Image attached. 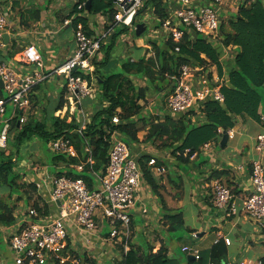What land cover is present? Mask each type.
I'll list each match as a JSON object with an SVG mask.
<instances>
[{"label": "trees", "instance_id": "1", "mask_svg": "<svg viewBox=\"0 0 264 264\" xmlns=\"http://www.w3.org/2000/svg\"><path fill=\"white\" fill-rule=\"evenodd\" d=\"M88 1H90V10L86 11ZM80 5L82 8L78 9ZM145 6L156 19L163 20L167 17L168 5L164 0H148ZM74 10L86 11L93 16L102 14L108 23L113 20V0H78ZM78 22H81L86 29L87 21L81 17H76L72 21V26L76 27ZM228 25L230 30L226 31L221 24L220 43L224 47L234 45L237 51L227 75L228 84L220 89L224 97L223 104L209 100L199 104L196 112L191 110L177 118L172 114L150 117L141 103L147 99L150 91L161 94L165 101L168 89L172 88L180 78L179 70L183 65L202 66L204 69L215 65L221 75L220 51L204 36L196 32H185L180 43L175 44L172 40H167L157 44L152 41L153 43L148 44L151 46V56H139L133 61L128 58L118 67L116 64H110L109 61L115 41L127 30L121 28L116 29L109 38V44L102 47V59L93 60L94 71L90 75L73 73L80 75L89 85L94 77L100 93L98 99L94 98L97 103L95 110L81 133L77 131L79 125L74 120L68 122L67 116L55 115L67 104L66 87L60 90L56 104L47 118L37 121L30 117L23 124H19L20 113L13 117L10 124L14 138L11 140L9 137L10 150L8 154H5L4 149L0 150V240H3L2 229L13 227L18 222L15 217L16 207L9 203L11 197L21 193L28 195L36 190L33 183L18 182L21 179L19 166L23 163L20 149L35 139L48 148L52 140L62 136L68 138L77 151V157L54 154L48 149L53 155L50 159L47 157L46 164L52 166L56 176L81 178L89 189H92L93 173L105 172L110 133L114 131L120 134L122 140L131 149L134 144L140 142L138 133L144 130L145 142H158V147L169 150L177 161L186 164L192 156L200 154L201 147L205 143L216 141L217 144L222 136L220 131L228 132L233 129L237 116L248 117L264 126L259 113L261 109V114L264 115V0L253 2L244 0L239 3L238 10L229 19ZM176 46L179 47V53L174 51ZM133 78L144 81L146 85L144 87L135 85ZM3 96L0 90V97ZM114 116L119 118L120 122L117 125L112 123ZM192 117H196L195 121H192ZM150 158L148 155H142L137 161L144 179L156 193L157 181L147 166ZM88 159H91L92 164L87 162ZM78 165H82L80 172L74 168ZM36 167L38 166L33 164L31 170L36 172ZM57 167L61 168L57 169ZM222 174L224 175L225 172L212 171L209 178L217 179ZM3 187L5 189H2ZM6 190L10 192L7 199H4L2 193ZM18 197L21 199V196ZM32 205L39 208L38 198ZM165 220L168 223V232L184 224L181 212L168 214ZM131 229L133 232V222ZM141 239L143 236L139 235L138 239H135L136 244L129 243V250L123 256L122 264H174L164 245L153 252V243H148L145 239L140 241ZM227 253L225 241L220 239L209 250L201 252L197 260H185V264H223L227 260ZM5 255L6 259L10 257L8 250H5ZM83 261L96 264L94 260L88 258ZM262 261L264 262V259Z\"/></svg>", "mask_w": 264, "mask_h": 264}, {"label": "built area", "instance_id": "2", "mask_svg": "<svg viewBox=\"0 0 264 264\" xmlns=\"http://www.w3.org/2000/svg\"><path fill=\"white\" fill-rule=\"evenodd\" d=\"M148 0H113V20L106 22L102 31L91 35L83 30L80 24L74 29L75 50L73 55L61 65L50 71L44 70L42 58L34 47L24 51V62L33 65V69L22 72L17 71L8 63H0V80L6 96L0 97V116L6 112L8 105L15 110L19 109L18 123L26 121L25 112L31 102V94L35 87L43 81L55 76H62L66 86V106L55 115L67 116L68 121L74 120L79 133L90 121V114L82 106L85 98H94L95 90L80 75H90L94 71L93 60H97L101 49L118 28L127 31L135 30L138 16L148 8ZM253 2L255 0H248ZM167 17L158 20L160 27L166 35V41L172 40L178 44L182 41L185 32H196L204 36L214 46H219L229 60L235 55L231 47H224L219 35L221 21L220 7L222 0H212L208 4H195L194 0H166ZM82 5L78 7L81 9ZM71 20H65L64 25H71ZM107 25V28H106ZM7 26L6 10L0 8V48L4 46V33ZM179 53V47L174 49ZM231 53V55L229 54ZM98 61V60H97ZM220 61V59H219ZM216 66L207 68L202 66H181L180 78L168 91L165 105L169 114L179 117L191 110L197 111L198 105L209 100L223 104L224 97L220 88L224 78L215 76L211 70ZM15 117V115H13ZM12 117V118H13ZM11 118V119H12ZM11 119H4L0 128V149H6L11 133ZM264 121V116H262ZM118 116L112 118L114 125L119 124ZM230 139L234 132H228ZM110 147L107 156V165L104 173H93L94 186L92 189L81 178H69L65 175L53 176L47 181L34 182L40 192L39 198L49 207L46 213L43 203L39 208L33 205L26 206L17 216L15 226L2 229L3 240L14 264H56L73 261L67 240L69 238L68 225L86 242H91L98 228V221L107 228V238L115 245L122 247V255L129 250V239L132 234L131 222L136 212L147 214L144 205L137 206L138 192L143 181V172L138 161L131 154L130 147L122 140L117 131L110 133ZM212 142L205 143L203 149L211 147ZM48 149L54 154L77 157V151L72 142L65 136L52 140ZM87 150V149H86ZM254 151L257 158L250 163L251 190L236 203L231 190L217 182L213 186V206L219 209L225 218H231L244 213L255 226L264 224V132L255 137ZM92 164L91 159L87 161ZM147 166L152 175L165 173L166 167L155 157H151ZM82 171V165L74 167ZM37 173L40 169L35 168ZM44 174V173H43ZM46 175V174H44ZM46 186H51L48 193H41ZM193 237H196L194 234ZM229 245V240L224 238ZM185 254L197 260L199 251L193 247H182ZM213 264V263H209ZM223 264H264L262 260L251 262L230 261Z\"/></svg>", "mask_w": 264, "mask_h": 264}, {"label": "crops", "instance_id": "3", "mask_svg": "<svg viewBox=\"0 0 264 264\" xmlns=\"http://www.w3.org/2000/svg\"><path fill=\"white\" fill-rule=\"evenodd\" d=\"M77 2L78 0H0V8L6 10L7 14V26L4 35L8 37L6 43L4 41V46L0 48V63H8L15 70L22 72L33 69V65L24 62V51L31 46L40 54L45 71L52 70L70 58L75 50L74 29L76 27H73L72 23L65 26V20L73 21L76 17L85 19L87 21L86 29H84L81 22H78L77 25L80 24L83 30L91 35L101 32L107 22V19L102 14L93 16L86 13V11H89L87 8L86 11L75 12L74 6ZM63 30H66V33L62 34ZM122 34L120 36H123ZM133 34L135 35L134 31ZM143 46L145 51L141 55L151 56L149 53L146 54L147 46L145 44ZM215 47L220 51L219 59L222 63V73L220 75L217 69L211 70V72L215 76L224 78L222 86L227 85V75L232 68V62L219 46ZM234 49L237 51L236 48ZM235 51L233 52L235 53ZM130 58L132 61L136 59ZM95 81L96 79L93 77L91 85L95 90L94 98H97L99 92ZM64 86L65 81L62 76L51 77L34 88L31 100L32 97L39 98L44 93L46 96L51 95L52 98L57 100L59 92ZM0 90L4 93L1 87ZM94 98L88 99L90 103L96 106L97 103ZM82 106L84 108L83 104ZM163 110L158 109L156 115L169 114L167 109L165 110L166 112ZM85 111L89 114L92 112ZM259 113L262 119L264 115L261 114V109ZM149 116L151 117L152 115ZM248 121H251L254 125H261L263 129L251 130L249 126L254 125H250ZM235 126L238 128L242 126V130L245 132L246 139L243 140L241 148H234L233 151H229V154L223 155L214 149L219 147L221 139L217 144L211 141V147L204 150L202 146L200 154L192 156L186 164L177 161L169 150L158 147V142H145L142 136L138 137L140 142L134 144L131 148V154L135 152L133 157L137 159L142 155L155 157L166 167L165 173L159 176L153 175L158 185V192L156 193L152 191L143 178L138 192L137 206L144 205L147 209V214L141 215L136 212L132 219L133 232L136 231L141 236L146 234L145 230H150L154 233L153 252H156L161 245L166 247L164 233L167 234L168 230H163V226L160 225L167 223L165 217L171 213L181 212L184 220V209L186 204L189 203L199 207L197 217L200 219V225L198 228L190 229L192 231L190 232L192 240H196L200 244L197 247H193L199 251V254L209 250L218 240H224L225 238L230 242L229 245L225 243L228 252L225 263L243 260L256 262L264 259V224L262 226H254L244 213L225 218L222 212L213 206V186L217 182L231 190L233 198L238 204L240 199L245 197L251 190L249 180L250 163L257 158L254 151L255 137L264 132V126L245 116H237ZM235 126L230 131L234 132ZM229 140L230 138L228 137ZM227 144L223 149L220 148L222 152L227 148ZM231 155L232 157H230ZM208 162L210 163L209 166ZM21 165L24 166L23 163H20V167ZM41 168V172L44 171L43 173L46 175L27 169L26 172H20V181L25 184H34L36 181H47L51 177L56 176V171L52 169V166L46 165ZM60 168L57 167V169ZM212 171H224L225 174L220 175L217 179H210L209 176ZM50 187L45 185L41 193L47 194ZM39 195L40 192L37 189L28 195L23 193L20 195L15 194V196H21L22 198L21 204H19L20 209H15V216L26 206L32 205L36 198H38L39 203H43ZM29 196L32 198L28 199ZM45 204L43 203L47 213L49 207ZM68 233L67 243L74 258L73 261L78 262V264H88L83 261L85 258L94 260L96 264L123 263L121 246L116 248L115 244L108 240L107 230L99 221L98 228L89 243L85 241L86 237L80 236L70 224L68 225ZM157 234L159 237H157ZM194 234L196 237H193ZM0 241V244L6 247L4 240ZM133 243H136V241ZM166 248L168 256L171 257V250L168 247ZM0 251L4 254L2 256L4 258L2 264L3 262H8L5 250L0 249ZM76 255H78V258H76ZM180 264H185V261H180Z\"/></svg>", "mask_w": 264, "mask_h": 264}, {"label": "rangeland", "instance_id": "4", "mask_svg": "<svg viewBox=\"0 0 264 264\" xmlns=\"http://www.w3.org/2000/svg\"><path fill=\"white\" fill-rule=\"evenodd\" d=\"M222 1L225 4L220 7L221 21L224 26V29L226 31H229L230 27L228 25V21L236 14L239 3L243 2L244 0H222ZM211 2L212 0H194V3L198 5H200L201 3L208 4ZM140 23H144L146 25V31H144V33L142 34L143 36L142 37L135 36L132 30L124 31L122 34L123 36H120L115 41L114 46L112 50L110 51L111 56H112L110 57V61H109L110 64H114V65L116 64L119 67L121 63H123L125 60H127L130 57L137 58L139 55L142 56L141 54L145 51L143 44H145L147 46L146 48L148 49L146 54L149 53V55H151L152 54L151 46L147 44H149L152 41H154L157 44H160L166 41L165 33L163 32L162 28L158 26V20L151 13L149 9L148 10L144 9L141 12V14L136 19L135 26ZM64 33H66V30L62 31V34ZM107 44H109V39L107 41ZM232 48H233L232 50L233 52L235 51L234 48H236V46L232 45ZM229 54L231 55V53ZM232 54L235 55L236 51L235 53L233 52ZM102 57H103V50H101L97 60L99 59L101 60ZM221 66H222V63H221ZM133 80H134V83L138 86L144 87L146 85L144 81L139 80L137 78H133ZM149 93L150 94L147 96V99L144 102L141 101L142 105H144V111L146 113H149V115H152V116H155L156 113H158V109L159 110L164 109L163 111L166 112L165 111L166 110L165 101L162 95L154 93V91H150ZM3 95L6 96L5 93H3ZM55 100L56 99L52 98L51 95L46 96L45 93L42 94L39 98L32 97L29 108L25 112H23L26 117V121L30 117L35 118L37 121H41L42 119L47 118L49 113L54 108L53 106L55 105ZM83 105H84V109L89 112L90 111L93 112L95 110V105L93 103H90L88 98H85L83 100ZM13 111H14V108L8 105L6 107V112L0 116V124L4 119H11L13 115L17 116L21 112L19 109L15 110L16 113H13ZM201 117L202 116L200 115L199 118ZM195 119L196 117H192V121H195ZM248 122L250 123V125H254L251 121H248ZM240 127L241 128H238L237 126H235V129H234L235 136L234 138L228 141L227 148L223 152L221 151L219 147L214 148L215 151H219V153H222L223 155H227L229 154V151L231 150L233 151L234 148L236 149L241 148L242 142L243 140L246 139V136H245V132L242 130V126ZM0 128H1V125H0ZM249 128L251 130H262L263 129L261 125H257V124L254 126H249ZM144 135H145L144 130L138 133V137L142 136L144 138ZM13 138H14V132L12 131L10 133V139L12 140ZM220 139L221 137L219 138V140ZM213 142L215 143L216 141H213ZM9 150H10V147H8V143H7V148L4 149V151L6 152L5 154H8ZM20 155H21V159H22L24 166L23 165H21V167L19 166V170L22 172L23 171L26 172L27 169L31 170V167L33 164L40 166L36 168L40 169L41 171L42 170L41 167L47 165L46 164L47 157L50 159L53 154L50 153L48 151V148L44 147L43 144L41 145V142L35 139L20 149ZM132 155H135V152H133ZM230 157H232V155ZM199 159L201 160L200 156H199ZM209 164L210 163L208 162V166ZM43 172L41 173L43 174ZM18 182L22 183L20 180H18ZM2 189H5V187H3ZM9 192H10L9 190L4 191L2 193V197L4 199H7ZM21 199L13 195L11 199L9 200V203L13 204L16 208H19V204H21L20 203ZM198 208H199L198 206L187 203L184 209L183 226L178 227L174 231H169L167 234L164 233V239H165L164 243L166 247H168V249L171 250L172 252L171 258L174 264H178V262L186 260L187 255L182 251L183 246L197 247L200 245L198 242H196V240H192L193 239L192 234L190 233L191 228H198V226L200 225V219H198L197 217ZM160 225L163 226V230L165 231L168 230L167 223H163ZM106 230L108 229L106 228ZM145 233L146 234H142L143 239H141L140 241H143L145 239L146 241H148V243H154L155 242V240H153L155 237L154 233L151 232L150 230H145ZM139 235L140 233L136 231L132 232L128 243H131V242L133 243L135 239H138ZM157 237H159L158 234H157ZM115 246L116 248H119L118 245H115ZM0 249L7 250V248L3 244H0ZM2 256H4V254L0 251V264H2V260L4 259ZM7 260L8 262L6 263L3 262V264H14L11 257H7ZM57 264H71V262L64 261V262H59Z\"/></svg>", "mask_w": 264, "mask_h": 264}, {"label": "water", "instance_id": "5", "mask_svg": "<svg viewBox=\"0 0 264 264\" xmlns=\"http://www.w3.org/2000/svg\"><path fill=\"white\" fill-rule=\"evenodd\" d=\"M86 8H87V10H90V1H88L86 3ZM144 31H146V25L144 23L137 24L135 27V30H134L135 36L140 37L144 33ZM7 40H8L7 35H4L5 43ZM0 87H1V89H3V84H2L1 80H0ZM99 97H100V93L97 94V98H99ZM227 141H228V133L226 131H223L221 140L219 142V148L223 149L226 146ZM186 259H187V261H190V260H194V257L187 256Z\"/></svg>", "mask_w": 264, "mask_h": 264}]
</instances>
